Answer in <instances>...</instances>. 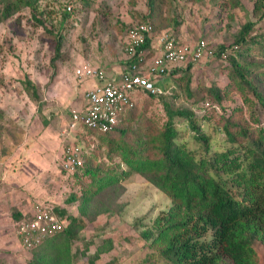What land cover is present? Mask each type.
I'll list each match as a JSON object with an SVG mask.
<instances>
[{
	"label": "rangeland",
	"instance_id": "obj_1",
	"mask_svg": "<svg viewBox=\"0 0 264 264\" xmlns=\"http://www.w3.org/2000/svg\"><path fill=\"white\" fill-rule=\"evenodd\" d=\"M50 2L54 13L46 16L43 26L33 22L28 9L0 23V161L8 159L2 168L9 171L8 182L14 181L10 184L15 188L14 203L9 210L0 212V222L5 225L0 232V264H24L32 258L16 239L12 223L15 213L25 216L34 205L46 203L65 209L66 216L80 218L77 205L65 204L71 194L79 193V182L60 166L67 144L75 142L83 149L97 147L95 161L102 168L129 171L118 157L110 158L96 134L78 127L76 137L64 135L63 131L69 133L72 122L71 100L65 102L67 90L62 94L60 88L67 80L72 81L80 62L106 73L120 67L122 47L132 27L153 21L154 36L173 35L188 44L204 39L215 54L218 48L235 44L246 22H257L248 38L255 39L254 43L249 48L238 45L239 51L234 54L245 79L237 76L230 61L215 57H204L189 71L180 68L162 81L163 87L168 85V95L156 99L141 96L131 121L122 125L127 132L121 145H133L141 137L161 131L167 121L164 103L173 110L194 112L196 124L208 140L210 155L232 149L224 133L227 119L246 123L254 131L264 127V110L249 89L251 85L264 96V18L252 17L251 0H157L151 11L146 0H88L89 5L80 0ZM69 4L74 6V13L62 31L65 42L54 76V33L61 27L57 14L60 6ZM27 81L37 87L39 106L25 91ZM215 86L223 90L221 103L212 98ZM174 125L177 143L196 158L204 156L203 146L194 139L187 122L175 119ZM118 183V196L110 194L103 200L109 213L94 221L85 219L84 229L71 243L74 264H91L96 250L108 240L112 244L110 251L102 252L93 264H155L153 256L157 251L140 238V233L168 210L170 200L133 172L121 176ZM2 193L0 196L6 194ZM255 247L260 264H264V245L257 243Z\"/></svg>",
	"mask_w": 264,
	"mask_h": 264
},
{
	"label": "trees",
	"instance_id": "obj_2",
	"mask_svg": "<svg viewBox=\"0 0 264 264\" xmlns=\"http://www.w3.org/2000/svg\"><path fill=\"white\" fill-rule=\"evenodd\" d=\"M146 1L150 11L157 4V0ZM197 1L200 0H188ZM251 1L252 17L263 19L264 0ZM80 2L89 5L88 0ZM50 4V0H0V23L28 9L33 22L43 26L46 16L54 13L49 8ZM66 7L60 6L57 14L61 27L54 33V56L51 59L54 76L57 74L55 63L61 59L65 42L62 31L74 13V6L71 11H67ZM148 22L154 26L153 21ZM256 25L257 22L252 20L246 22L235 44L228 46L230 51L228 47H220L215 53V58L230 61L241 79L245 77L239 70L234 54L238 53L239 46L249 48L254 43L255 39L248 38ZM154 53L155 50L146 40L133 55L124 56L121 66L123 70L131 71L143 66ZM191 67L187 65L185 70L189 71ZM178 70L182 69L171 70L169 76L177 74ZM167 87L166 84L164 89L168 90ZM249 89L264 110L261 91L251 85ZM25 91L31 101L39 106L36 85L27 81ZM222 92L218 86L213 88L212 98L216 103L223 101ZM136 108L126 113L118 125L106 133L85 128L105 144L110 158L118 157L129 171H117L115 167L102 168L95 161L97 147H83V164L72 174L79 182V193L71 194L65 201V204L77 205L80 218L66 216L65 209L45 203L52 207L51 214L55 218L65 220L68 224L62 231L32 247L29 250L32 258L24 264H74L75 254L71 251V243L79 231L84 229L85 219L94 221L99 215L109 213V206L103 200L110 194L118 196V181L121 176H128L129 172L142 176L170 200L168 210L161 212L151 227L140 233V238L150 242L157 251L153 256L155 264H260L259 250L255 245H264V127L254 131L246 123L227 119L224 133L232 149L210 155L208 140L197 126L194 112L173 110L169 104L164 103L167 121L161 131H156L155 136H143L133 145H121L127 132L122 125L131 121L130 116ZM175 119L187 122L194 132V139L202 144L204 156L196 158L177 143ZM85 179L89 182L82 184L81 181ZM23 220V214L15 213L12 216L14 229ZM16 239L21 240L17 235ZM18 243L23 248L20 241ZM100 247L90 261L91 264L102 252L110 251L111 241H105V246Z\"/></svg>",
	"mask_w": 264,
	"mask_h": 264
},
{
	"label": "built area",
	"instance_id": "obj_3",
	"mask_svg": "<svg viewBox=\"0 0 264 264\" xmlns=\"http://www.w3.org/2000/svg\"><path fill=\"white\" fill-rule=\"evenodd\" d=\"M67 11L72 10V4L67 5ZM152 25L146 21L138 24L127 32L122 51L124 56H131L136 49L148 40L155 50L154 55L143 66L131 71L121 70L118 73L107 74L88 62L78 64L74 76L81 81L96 80L98 84L84 92L85 106L81 111H72V126L78 125L98 133H106L114 129L126 113L132 111L141 96L160 98L168 95L162 81L170 75V71L187 65L194 66L204 57H215L212 47L204 39L194 44L183 43L173 35L161 34L154 36ZM216 53V51H215ZM209 106V104H206ZM82 148L73 144L63 150L61 159L62 171L73 174L83 164ZM52 207L36 204L29 214L25 215L16 231L25 250L39 244L60 231L67 222L55 218L51 214Z\"/></svg>",
	"mask_w": 264,
	"mask_h": 264
},
{
	"label": "crops",
	"instance_id": "obj_4",
	"mask_svg": "<svg viewBox=\"0 0 264 264\" xmlns=\"http://www.w3.org/2000/svg\"><path fill=\"white\" fill-rule=\"evenodd\" d=\"M81 63H84V62H80L79 64H81ZM121 70H123V67H121V66L120 67H114L107 74L118 73ZM72 76H73L71 78L72 81L67 80L68 83H66L65 85L63 84L62 87L60 88V90L62 91V94L66 93L64 91L67 90L66 94H67L68 100H66L65 102L71 100V102H70V104H71L70 113H72V111L83 110V108L86 104L85 99H84V92L96 85V82L94 80L81 81V80L75 78L74 73ZM66 78H67V76H66ZM74 95H77L78 97H80V99L76 100ZM71 124H72V122L69 125L70 126L69 133L65 134L64 131H63V133H64V135H70L71 137H76V133H79L78 127H81V126H77V125L72 126ZM78 139H80V136L78 137ZM74 143L75 142L69 143V144L73 145ZM69 144H67V146ZM4 159H6V160H4ZM4 159L0 161V190H2V192H3L2 193L0 191V194L2 193L4 195V192L6 194L4 196H0V212H4L7 209L9 210L10 204L14 203V197H15L14 196L15 188L10 184V183H14V181L8 182L9 178H10L9 177V171L6 170L5 167L2 168V165H4L6 163V161L8 160L7 158H4ZM10 195H11V197H10ZM8 219H10V218H8ZM4 227H5V225H3L0 222V232L3 231ZM0 256H1V254H0Z\"/></svg>",
	"mask_w": 264,
	"mask_h": 264
}]
</instances>
